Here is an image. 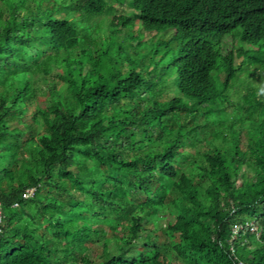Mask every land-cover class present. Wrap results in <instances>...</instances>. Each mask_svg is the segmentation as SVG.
Instances as JSON below:
<instances>
[{"label": "trees", "instance_id": "16d2710c", "mask_svg": "<svg viewBox=\"0 0 264 264\" xmlns=\"http://www.w3.org/2000/svg\"><path fill=\"white\" fill-rule=\"evenodd\" d=\"M238 28L263 80L264 0H0V264H264Z\"/></svg>", "mask_w": 264, "mask_h": 264}, {"label": "rangeland", "instance_id": "374dc122", "mask_svg": "<svg viewBox=\"0 0 264 264\" xmlns=\"http://www.w3.org/2000/svg\"><path fill=\"white\" fill-rule=\"evenodd\" d=\"M113 6H114V9H116V12H115L116 15H121V14L130 15V12H128L127 7H125V6H118L116 4H113ZM233 34H234V36H231V37H234V46H235L236 49H238V48H240L241 46L244 45V43L242 41V37L240 36V34H241V28L236 29L233 32ZM230 41H231V39L229 38L228 39V43H230ZM224 44H225V41H224ZM236 61H237V63L240 62L239 59H237ZM217 75H218V70L213 73V76H216L217 77ZM259 75L260 74L258 72H256L254 74V78L252 79V81H253L252 87H253V89L256 90V91H254V93H252L253 91H246L244 85H239V86L234 87L232 89V92L227 96L226 99L233 106V108L230 105L225 104L226 112L224 114L227 113L229 117H232V119H233L232 122H234L236 120V118L240 116V114L238 113V111H240V110H237L236 109L233 112L234 108H236V107L238 108V107L242 106V102L244 103V99L245 98L248 97L251 100L260 99L261 101H264V83L260 79ZM170 77H171V75H169V76L166 75L165 76V79H168L167 82H169V83L166 84V86L168 87V89H167L168 90V93H167L168 96L169 95L172 96L173 93H174L173 92V87L170 85V82H171V80L169 79ZM263 80H264V77H263ZM173 84H174V82H173ZM174 88H176L175 85H174ZM234 115L236 116V118L234 117ZM213 117H214L213 119L218 123L219 120H220V115L217 113V115H214ZM213 121H212V123H213ZM223 124H226V121ZM218 126H219V124L215 125L214 126L215 129ZM236 131L237 132H241V134H244V131L241 129V125L238 122L236 124ZM244 138H245V135H244ZM243 144H246V142L243 141ZM161 215L163 217H165V218L167 217V219H170L168 217V214H165V213L162 212ZM158 224L164 225L165 223H164V221L161 220V221L158 222Z\"/></svg>", "mask_w": 264, "mask_h": 264}, {"label": "clouds", "instance_id": "9594fccd", "mask_svg": "<svg viewBox=\"0 0 264 264\" xmlns=\"http://www.w3.org/2000/svg\"><path fill=\"white\" fill-rule=\"evenodd\" d=\"M231 39V41H230V43H228V39ZM225 44H226V46H225V48H223L222 49V51L223 52H225L226 50H228L230 53H233V58H234V65H235V67H244V70H243V72L241 71V73H239L242 77H245V78H247V77H251L250 78V82H246V83H243L242 85H244L245 86V89H246V91H248V88L250 87V88H252V83H253V81H252V79L254 78V74L256 73V72H258L260 75H259V77H260V79L262 80V77H261V68L259 67V66H256V65H253V64H251V63H248V62H246L242 57H241V51L243 52V53H246V52H249V51H251L252 50V48H253V46H251L250 44H248V43H246V42H243L244 43V45L243 46H241L240 48H238V49H236L235 48V46H234V37H231V36H229V37H227V38H225ZM224 41L222 42V46H223V44H224ZM242 41H243V39H242ZM221 46V47H222ZM237 59H239L240 60V62L239 63H237ZM245 62H246V64H245ZM247 67V68H246ZM249 74H251V75H249ZM246 75H249V76H246ZM262 82H263V80H262ZM248 83V84H247ZM264 83V82H263ZM236 86H239V85H234V86H231L230 87V89L227 91V93L225 94V98L224 99H226L227 98V96L232 92V89L234 88V87H236ZM255 90V89H254ZM250 91V90H249ZM250 227V226H249ZM241 231V230H240ZM239 233V232H238ZM237 233V234H238ZM237 234H235V235H237ZM232 235L233 236H235L233 233H232Z\"/></svg>", "mask_w": 264, "mask_h": 264}, {"label": "built area", "instance_id": "2783aa9c", "mask_svg": "<svg viewBox=\"0 0 264 264\" xmlns=\"http://www.w3.org/2000/svg\"><path fill=\"white\" fill-rule=\"evenodd\" d=\"M34 193H35V189H29V190H27V192L24 194V197L25 198H29V197H33V195H34ZM0 207H1V205H0ZM2 221H3V217H2V214H1V208H0V224L2 223ZM250 225L249 224H247L246 223V227H249ZM254 228V227H253ZM243 228L241 227V226H237V225H235L234 227H233V230H232V233L235 235V234H237L240 230H242ZM255 229V228H254ZM253 229V230H254Z\"/></svg>", "mask_w": 264, "mask_h": 264}]
</instances>
